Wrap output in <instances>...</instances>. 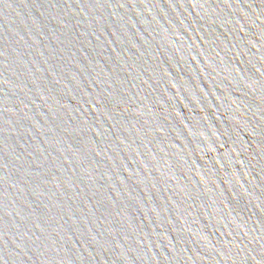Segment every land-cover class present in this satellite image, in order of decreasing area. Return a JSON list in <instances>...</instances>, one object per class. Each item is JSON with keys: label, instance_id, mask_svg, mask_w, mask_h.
Returning <instances> with one entry per match:
<instances>
[{"label": "water", "instance_id": "water-1", "mask_svg": "<svg viewBox=\"0 0 264 264\" xmlns=\"http://www.w3.org/2000/svg\"><path fill=\"white\" fill-rule=\"evenodd\" d=\"M0 110L264 137V0H0Z\"/></svg>", "mask_w": 264, "mask_h": 264}]
</instances>
